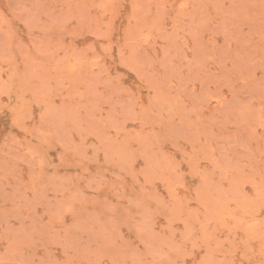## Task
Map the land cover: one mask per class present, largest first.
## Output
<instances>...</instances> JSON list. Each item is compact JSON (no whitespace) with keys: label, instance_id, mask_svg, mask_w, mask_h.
Listing matches in <instances>:
<instances>
[{"label":"rangeland","instance_id":"obj_1","mask_svg":"<svg viewBox=\"0 0 264 264\" xmlns=\"http://www.w3.org/2000/svg\"><path fill=\"white\" fill-rule=\"evenodd\" d=\"M0 264H264V0H0Z\"/></svg>","mask_w":264,"mask_h":264}]
</instances>
